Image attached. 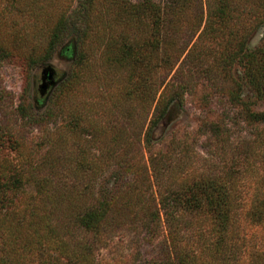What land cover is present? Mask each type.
<instances>
[{
  "label": "rangeland",
  "instance_id": "rangeland-1",
  "mask_svg": "<svg viewBox=\"0 0 264 264\" xmlns=\"http://www.w3.org/2000/svg\"><path fill=\"white\" fill-rule=\"evenodd\" d=\"M205 2L184 0L172 14V0H0V162L18 170L14 205L49 213L68 242L91 244L93 257L60 264H264V122L241 104L263 111L264 102L241 65L217 58L220 37L191 36ZM237 9L228 28L261 46L259 0ZM59 16L75 18L47 51ZM46 66L55 83L40 95ZM210 174L226 176L236 212L228 231L205 218L203 202L163 213L159 192L188 195ZM90 210L102 227L85 234L71 220Z\"/></svg>",
  "mask_w": 264,
  "mask_h": 264
},
{
  "label": "trees",
  "instance_id": "trees-1",
  "mask_svg": "<svg viewBox=\"0 0 264 264\" xmlns=\"http://www.w3.org/2000/svg\"><path fill=\"white\" fill-rule=\"evenodd\" d=\"M205 1L206 13L204 20L203 13L200 12L201 20L197 21L191 36L199 32L197 39L201 40L204 36L209 35L210 41L220 37L219 46L221 51L217 58L223 63V66L232 65L233 63L241 65L242 78L248 85L247 87H249L255 98L264 102V43L253 48L246 46L247 39L243 36L246 33L241 35L242 38L239 39L237 32L228 28L227 23L238 15V0ZM259 4L261 6V14L257 18L260 17L261 22H263L264 0H259ZM172 5L173 9L170 12L176 14L184 8V0H172ZM127 9L134 13L140 9V4H129ZM167 12L169 13V11ZM69 17L72 21L75 18V16ZM72 21L70 22L68 16H59L54 20L47 32V51L52 50L59 41L66 23L72 24ZM202 23L203 27L200 29ZM76 27L80 29L78 26ZM194 44H192L191 48ZM187 46L188 43L182 46V50H185ZM4 54L5 50L0 44V56H4ZM196 57V59L193 57L191 61H194V63L195 61L196 63L202 62L198 60V56ZM197 65L201 69L204 67L202 63ZM206 71L204 70V72ZM182 83L177 84L180 85ZM235 101L240 102L239 96H236ZM242 101V109L249 117H252L257 122H264V110H250L247 101ZM167 102L160 108L158 119L165 114ZM159 104L162 105L163 103L159 102ZM150 163L152 164V162ZM13 166L6 161L0 162V264L8 257H10L12 264H27V262L31 263V261L38 263L43 259H48L52 264H60L63 263L64 259L70 258L77 263L93 257L91 244L83 240L75 241L74 244L70 243V241L68 242L64 235L66 233L69 234L70 230L67 228V230H64L65 232L62 231L61 233L55 227L53 218L49 213L41 212L35 207L29 208L27 205L22 207L14 205L13 199L15 196H11V187L15 183L18 184L19 178L17 177L18 170ZM225 177L221 174H210L209 177L205 178L206 180L195 182L194 186L198 190L197 194L193 185L186 190L188 195L181 191L176 193L159 192V198L161 199L160 208H162L165 215H173L172 213L174 212L171 210L173 208L171 205L183 206L181 209L191 214L192 209L197 208L203 202L204 206L208 208L205 212V218L211 219L216 228H223L226 232L229 229V224L234 220L236 212L232 211L229 206L230 189ZM39 200L46 203L49 201V197L47 194L38 196L35 204L38 205ZM7 204L11 205V209L5 208ZM159 211L160 209L158 208L157 212L159 213ZM158 213L156 214L158 215ZM254 215L257 216L258 214L255 213ZM72 217L73 220L71 221L75 222L78 225L77 227L83 232L97 229V226L102 227L101 219L93 210L80 212ZM173 255L174 251L172 250L171 256ZM37 259H39L38 262ZM148 264L170 263L151 261Z\"/></svg>",
  "mask_w": 264,
  "mask_h": 264
},
{
  "label": "water",
  "instance_id": "water-1",
  "mask_svg": "<svg viewBox=\"0 0 264 264\" xmlns=\"http://www.w3.org/2000/svg\"><path fill=\"white\" fill-rule=\"evenodd\" d=\"M54 69L50 66H46L42 69V83L40 84V95L46 92V89L55 83Z\"/></svg>",
  "mask_w": 264,
  "mask_h": 264
}]
</instances>
